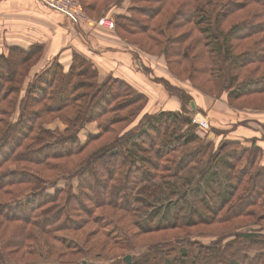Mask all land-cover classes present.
Segmentation results:
<instances>
[{
    "label": "trees",
    "instance_id": "16d2710c",
    "mask_svg": "<svg viewBox=\"0 0 264 264\" xmlns=\"http://www.w3.org/2000/svg\"><path fill=\"white\" fill-rule=\"evenodd\" d=\"M144 1L152 4L146 17L118 23L122 37L125 31L150 40L160 48L140 46L163 54L172 71L173 64H184L190 80L195 74L208 75L212 85L201 88L204 92L214 94L211 90L222 83L234 106L245 97L264 102V0H182L172 9L174 0ZM86 8L100 12L103 7L91 0ZM161 14L167 18L157 21ZM42 51L37 44L11 46L0 55V264H12L37 244L44 247L38 236L53 247L51 239L62 242L57 232L82 233L106 217L111 222L128 219L139 237L166 233V238L149 242L131 264H264V229L247 227L231 239L210 243L190 238L189 230L167 234L239 217L264 220V165L233 171L244 159L252 166L258 163L264 152L260 145L253 161L246 157L248 146L239 141H224L208 153L211 144L182 110L146 112L130 126L146 106V94L118 77L99 81L93 63L78 53L67 71L54 61L22 92ZM177 94L184 109L185 97L182 91ZM56 119L66 128L47 127ZM91 121L98 123V132L83 143L79 131ZM181 126L188 129L182 133ZM192 142L199 144L180 149ZM204 159L199 179L183 175ZM219 162L227 168L224 176L216 169ZM76 176L78 192L72 183L57 186L61 178ZM50 187L57 188L55 193ZM102 229H91L89 237ZM122 232L121 247L126 238ZM105 234L113 237V231ZM248 242L256 244L255 253ZM173 252L178 254L170 258Z\"/></svg>",
    "mask_w": 264,
    "mask_h": 264
},
{
    "label": "rangeland",
    "instance_id": "374dc122",
    "mask_svg": "<svg viewBox=\"0 0 264 264\" xmlns=\"http://www.w3.org/2000/svg\"><path fill=\"white\" fill-rule=\"evenodd\" d=\"M41 2L40 0H37ZM91 0H70V11H73L77 9L80 13H85V18H82L81 21H89L92 24H97L95 20L101 17H107L108 19L114 20V31L117 32L116 29H119V31H122V28L118 26V23L124 24L125 22H128L126 18H144L146 17L144 14V11L146 9H151V5L149 3L145 2L144 0H99V3L102 5V10L99 12H92L86 8V3H90ZM176 3L170 4L169 8L172 9L176 7V4L179 3L182 0H174ZM149 5V6H148ZM48 7V6H47ZM51 8V7H49ZM52 9V8H51ZM60 12V11H59ZM63 13V12H62ZM99 13V14H98ZM65 14V13H64ZM69 17V16H68ZM167 18L166 15H160L157 19V21L165 20ZM70 20L76 24L79 25V23L74 22L71 18ZM148 19L144 20L142 23L147 22ZM228 25V24H226ZM106 26V25H103ZM108 27V26H106ZM110 28V27H108ZM124 33V39L127 41V43L132 47L138 50L141 54L146 55L148 53L141 47L142 45L146 48H160L157 45H151L150 40L146 41L147 39L141 36L140 34H130L125 31ZM119 36H122L119 34ZM142 37V38H141ZM146 39V40H145ZM139 42H136V41ZM142 40V41H141ZM141 45V46H140ZM158 55V54H154ZM141 63V67L145 68V64ZM144 66V67H143ZM174 71H171L172 78H174V82H168L165 79L161 78L160 76L154 75V71H151V75L154 76V80L162 82L167 89L170 92H179L182 91L183 96L185 97V105L183 109V102L182 106L179 109V111H183L184 115L189 116L192 118L193 116L197 115V113H203L208 117V120L210 122V126L205 130H200L197 127V133L200 135V137L203 138V140L209 142L210 148L208 150V153L213 152L216 150L220 143H223L224 141H231L236 136H243L244 132H250L257 134L259 131L262 136H264V107H257L264 105V102H259L256 98L253 97H245L243 99H239L236 101L238 106H234L228 102V91L225 90V88H222V83L217 84V86L214 87L213 92L214 94H209L207 92H204L202 89H209L211 88V82L206 78L208 75L205 74H195L193 75L192 80L189 79V69L183 71L184 64L181 66H177L176 64H173ZM187 67V64L185 65ZM53 68H56V70L59 72L60 68L54 64ZM156 74V73H155ZM191 88L193 91H196L200 93V95L208 96L212 98H218L222 108H219L217 111H213L212 107H209L207 109L200 106L195 98L187 91V89ZM202 88V89H201ZM178 97H180L178 95ZM182 100V99H181ZM191 100L195 103H197V107H194L191 105ZM243 105V106H241ZM178 111V110H177ZM113 112H111L109 115H111ZM17 113H15L12 117V119H16ZM138 120H134L133 123H136ZM251 125V127H250ZM188 129V126H181L179 131L183 133V131H186ZM244 131V132H243ZM216 137V139H212L213 136ZM214 137V138H215ZM261 137V136H259ZM258 137V138H259ZM87 139V138H86ZM257 139V137H256ZM234 141V140H232ZM142 144V142H140ZM246 143V144H245ZM198 142H192L189 143L187 146H184V148H180L181 150L185 151L186 149L191 150L194 147L198 146ZM241 144L245 147L248 146L249 148V154L246 155V157H250L253 161L252 155L257 154L258 147H257V141L254 140L252 142V139H248L244 143L241 142ZM252 147H257L255 149H251ZM250 155V156H249ZM206 159H204L202 162H200L195 169L189 173L186 174L188 171H185L183 175H189L191 177L194 176L195 181L197 178H200V169L204 168L206 164ZM247 165V166H246ZM264 165V152L261 156V159L256 163L254 166L251 165V160L244 159L242 162L237 163L236 166H234L233 171L234 174H237L242 167L246 166L249 168V170L256 171L258 168ZM14 167V166H13ZM217 171L221 172V174L224 176L225 173H227V168L220 164H216ZM79 178L76 176L73 179H67V178H61L57 186L59 188H64L66 186H69L70 183L74 186L75 192H78V184H79ZM197 182V181H196ZM225 183V180H224ZM194 183H188V185H192ZM56 187H50L48 191L50 193H55ZM178 189V188H177ZM204 193V192H202ZM26 200V199H25ZM264 200V195L262 196V201ZM24 202V201H23ZM113 211H109V213H112ZM101 216H104V213L102 210H99L98 213ZM257 216H247V217H239L235 219L234 221L226 222V223H217L213 225H199L191 228H184L181 230H174L169 231L167 234H170V236H176L180 234H184L185 230H189L190 232V238L195 240H200L203 243H210L211 241L217 239V238H223L224 241L231 239L235 233H237L240 230H243L245 228H252L258 231H262L261 229H264V220L257 222ZM107 218V217H106ZM103 219V221L99 224L92 223L84 232L80 233H70V231H59L57 232L58 237L61 239L62 242H58L56 240L51 239V245L53 247H50L49 243L47 242V238L44 236H38L40 238V242L44 243L45 246L42 247V245L37 244L36 250H30L26 252L25 254H20L18 257L13 258L14 261H12V264H83L85 261L86 264H127V262L124 260V257L128 254L131 255L132 261L133 259H137L140 257L144 249L148 246L149 242H158L162 240L163 238H166L165 232H158L148 235H143L142 237L138 234L136 227H130L131 224L126 220H114L110 221L109 219ZM110 218H115L110 216ZM257 219V220H256ZM256 220V221H255ZM247 224V225H246ZM245 225V226H244ZM103 227V229H102ZM97 230L102 229V233H98L95 237L91 238L89 237V233L91 229ZM124 229L126 236L124 237V244L123 247H121V236L122 234L119 233L120 229ZM106 229L108 232L113 231V237L111 239H107L106 237ZM133 232L135 234H133ZM64 237V239L62 238ZM47 239V240H46ZM73 241L70 246V241ZM49 241V240H48ZM50 242V241H49ZM195 245V243H193ZM247 245L252 246L253 248L250 249V253H255L257 251L256 244H250L249 242ZM259 246V245H258ZM120 247V248H119ZM197 245L195 247H192L193 250L197 249ZM179 250V247H178ZM178 253H172L170 258H173L174 255Z\"/></svg>",
    "mask_w": 264,
    "mask_h": 264
},
{
    "label": "crops",
    "instance_id": "0c3cea01",
    "mask_svg": "<svg viewBox=\"0 0 264 264\" xmlns=\"http://www.w3.org/2000/svg\"><path fill=\"white\" fill-rule=\"evenodd\" d=\"M36 44L43 46L42 55L31 67L22 92L37 73L47 69L54 61L59 62L67 71L72 64L74 53H78L93 63L98 71L99 81H104L110 76L118 77L146 94L148 102L136 120L146 112L179 110L182 106L178 94L170 92L162 82L154 80L151 75V71H154V75L174 82L163 54H141L114 29L85 20L76 25L68 15L37 0H0V55L8 53L11 46L28 49ZM141 63H144L148 70L142 68ZM187 91L205 109L212 107L213 111H217L222 108L218 98L200 95L191 88ZM190 103L194 107L198 106L194 100ZM133 124L135 123L130 126ZM47 127L63 130L66 125L62 120L56 119L48 123ZM97 132L98 123L87 122L79 131L81 142L84 143L90 134ZM246 133L232 140L244 143L257 137V144L264 149V136L260 131L257 134L251 131ZM214 137L212 139L215 140Z\"/></svg>",
    "mask_w": 264,
    "mask_h": 264
},
{
    "label": "built area",
    "instance_id": "2783aa9c",
    "mask_svg": "<svg viewBox=\"0 0 264 264\" xmlns=\"http://www.w3.org/2000/svg\"><path fill=\"white\" fill-rule=\"evenodd\" d=\"M40 1L46 6L51 7L52 9L65 13L76 23H79L82 20V18L87 19L85 17L86 16L85 13H80L77 9L70 11V0H40ZM95 21L97 24L106 25L110 28H114V20L108 19L107 17H101ZM191 119H192V123L197 125L198 129L200 130H205L210 126L208 117L203 113H197V115L193 116Z\"/></svg>",
    "mask_w": 264,
    "mask_h": 264
},
{
    "label": "water",
    "instance_id": "95a60500",
    "mask_svg": "<svg viewBox=\"0 0 264 264\" xmlns=\"http://www.w3.org/2000/svg\"><path fill=\"white\" fill-rule=\"evenodd\" d=\"M124 260H125L128 264H131V262H132V257H131V255H130V254L126 255V256L124 257ZM83 264H86V262L84 261Z\"/></svg>",
    "mask_w": 264,
    "mask_h": 264
}]
</instances>
